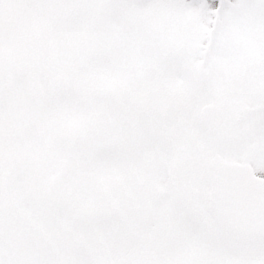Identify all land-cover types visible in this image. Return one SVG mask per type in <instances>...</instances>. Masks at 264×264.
<instances>
[{"label": "snow or ice", "instance_id": "1", "mask_svg": "<svg viewBox=\"0 0 264 264\" xmlns=\"http://www.w3.org/2000/svg\"><path fill=\"white\" fill-rule=\"evenodd\" d=\"M0 264H264V0H0Z\"/></svg>", "mask_w": 264, "mask_h": 264}]
</instances>
